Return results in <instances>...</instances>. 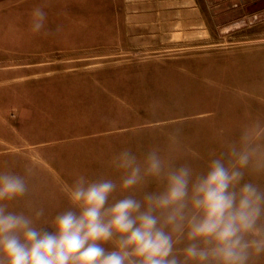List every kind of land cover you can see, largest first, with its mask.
I'll use <instances>...</instances> for the list:
<instances>
[{"label":"rangeland","instance_id":"374dc122","mask_svg":"<svg viewBox=\"0 0 264 264\" xmlns=\"http://www.w3.org/2000/svg\"><path fill=\"white\" fill-rule=\"evenodd\" d=\"M257 125L264 0H0V168L31 169L16 210L50 220L124 148L203 170Z\"/></svg>","mask_w":264,"mask_h":264},{"label":"clouds","instance_id":"9594fccd","mask_svg":"<svg viewBox=\"0 0 264 264\" xmlns=\"http://www.w3.org/2000/svg\"><path fill=\"white\" fill-rule=\"evenodd\" d=\"M46 18L35 7L30 30ZM262 134L245 129L200 171L124 148L108 161L114 177L77 174L50 220L13 207L31 169L0 168V264H264Z\"/></svg>","mask_w":264,"mask_h":264}]
</instances>
